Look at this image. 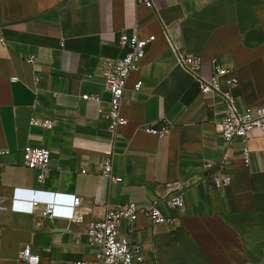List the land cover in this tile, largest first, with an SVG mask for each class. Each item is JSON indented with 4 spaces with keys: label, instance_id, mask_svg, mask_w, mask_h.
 <instances>
[{
    "label": "crops",
    "instance_id": "0c3cea01",
    "mask_svg": "<svg viewBox=\"0 0 264 264\" xmlns=\"http://www.w3.org/2000/svg\"><path fill=\"white\" fill-rule=\"evenodd\" d=\"M134 30L156 38L128 81L121 107L128 123L114 133L103 67L126 53L120 36ZM169 39L202 57L204 76L216 61L232 71L222 90L241 112L264 105V0H155L151 8L135 0H0V148L10 150L0 155V264H24L27 246L42 264L93 263L90 221L178 189L184 209L159 204L171 223L141 215L135 224L131 239L144 247L143 264H264V136L250 134L249 164L243 138L234 140L224 169L232 182L215 187L226 150L217 122L227 104L221 94L202 93ZM232 76L238 84L228 83ZM32 117L55 125H33ZM161 121L172 124L166 137L143 129ZM27 145L52 152L44 181L24 165ZM109 155L121 182L101 174ZM17 188L78 195L81 219L43 217V205L15 211ZM121 231L128 233L127 221Z\"/></svg>",
    "mask_w": 264,
    "mask_h": 264
},
{
    "label": "built area",
    "instance_id": "2783aa9c",
    "mask_svg": "<svg viewBox=\"0 0 264 264\" xmlns=\"http://www.w3.org/2000/svg\"><path fill=\"white\" fill-rule=\"evenodd\" d=\"M138 5L154 7L155 0H135ZM155 36L142 37L138 30L132 33L122 32L119 44L126 53L118 59L107 61L103 67V75L106 79L107 90L111 93L110 128L117 133L120 127L128 123V119L121 114L124 94L128 86L131 74L136 71L141 61L145 58L147 49L155 40ZM177 63L188 71L200 85L203 94L218 93L223 95L227 111L226 116L217 122V130L223 136L226 150L224 152L220 168L213 175L215 187L230 185L232 177L224 172L227 160L230 158L231 148L236 138L241 137L244 141V158L246 164L250 163L251 150L249 147L250 134L258 130L264 136V105L249 107L245 112H241L235 102V98L228 92L222 90V79L231 75L232 71L219 63L214 62L213 73L211 77L202 74V57L199 55L184 53L181 49L169 39ZM31 63L35 62L34 56L28 58ZM230 85L238 84L236 76L228 80ZM143 81H138L135 88L140 90ZM84 99L100 100L97 95L85 94ZM31 123L52 129L55 121L52 118L32 117ZM172 128L168 121L152 122L144 125L143 129L150 134L157 135L160 138L166 137ZM9 149L0 148V155L9 154ZM51 150L46 147H37L27 145L23 150L24 165L30 169L40 170V180L44 181L51 161ZM83 173L88 169L83 168ZM109 180L121 182L122 177L113 175V157L109 155L102 162V173ZM164 201L170 207L184 209L185 201L182 198L180 190L169 193L166 196H158L145 207H139L134 202L119 204L110 208L101 219L90 221L88 227V237L91 244L98 247L96 260L90 263L86 260H78L76 264H143L145 261L144 247L139 243H134L131 235L136 232L135 224L141 215L148 217L154 224L171 223L173 220L166 217L159 204ZM82 204V197L75 194H55L44 191H28L24 189H15L12 209L33 213L43 205L42 216L50 218H65L71 220L81 219L77 208ZM127 221L129 231L122 233L121 224ZM19 259L24 264H42V256L31 246L25 247L19 255Z\"/></svg>",
    "mask_w": 264,
    "mask_h": 264
}]
</instances>
